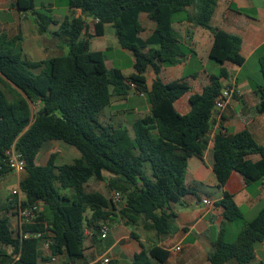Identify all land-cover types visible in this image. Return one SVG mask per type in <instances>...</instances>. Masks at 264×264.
I'll return each mask as SVG.
<instances>
[{
	"label": "trees",
	"instance_id": "1",
	"mask_svg": "<svg viewBox=\"0 0 264 264\" xmlns=\"http://www.w3.org/2000/svg\"><path fill=\"white\" fill-rule=\"evenodd\" d=\"M219 0H68L83 16L58 22L51 10L38 12L35 24L40 33L50 31L69 47L68 54L49 60H28L21 46L22 37L0 34V177L12 173L6 164L7 152L15 146L26 161L20 189L26 198L21 208L42 204L31 223L19 232L12 227L8 213L19 215L17 197L0 200V264H57L53 257L67 255L71 264L83 257L86 231L101 237L103 225L120 217L126 225L146 220L145 228L159 236L176 230L175 215L167 212L172 203L197 188L186 185L189 160L203 158L214 126L216 98L230 79L227 64L244 66L242 39L212 27ZM22 11H34L35 0H19ZM156 23L147 39L141 14ZM86 18L97 20L95 34H86ZM212 32L210 59L220 66L210 84L189 99L190 112L182 115L175 102L192 88L185 81L164 83L163 67L181 64L190 54L174 29L183 22ZM112 25L119 44L135 57V72L126 77L119 69L106 65L107 52L93 51L91 40L104 35ZM262 80H253L261 97L259 113H264V55L259 58ZM152 68L155 79L147 85L146 73ZM131 83L134 87H131ZM129 91L147 96L152 104L150 116L134 123L132 138L125 127L103 126L101 112L114 96L126 97ZM35 108V112L33 110ZM49 141H61L82 155L73 164L57 165V154L41 166L37 158ZM216 189L222 190L233 172L247 182L264 178V146L250 131L229 135L222 129L214 140ZM260 156L253 161L252 156ZM151 166V174L146 170ZM108 173L109 178L104 174ZM91 179L105 181L110 193L122 196L121 208L98 191H89ZM223 222L209 254L211 264L256 263L257 246L264 242V208L247 221L234 196L223 192L218 203ZM117 212V213H116ZM41 234L24 238L23 234ZM106 239V238H105ZM104 240V239H103ZM48 243L50 257L41 248ZM170 253L161 247L144 249L135 264H164Z\"/></svg>",
	"mask_w": 264,
	"mask_h": 264
},
{
	"label": "crops",
	"instance_id": "2",
	"mask_svg": "<svg viewBox=\"0 0 264 264\" xmlns=\"http://www.w3.org/2000/svg\"><path fill=\"white\" fill-rule=\"evenodd\" d=\"M19 0H0V34L9 37L21 36V46L25 57L32 62H40L55 57H61L69 52V47L61 38L55 37L52 32L59 30V25H52L47 33H40L35 24L36 14L45 9L51 10L56 21L62 22L66 18L82 17L81 10H73L68 6V0H35L34 11H22L18 8ZM140 21L143 24L144 32L141 35L147 40L155 31L156 23L148 18L146 13L141 14ZM87 29L85 33L94 35L96 20L86 18ZM212 27L224 30L242 39V55L246 62L239 67L227 64L225 67L230 72V79L225 80L236 86L238 95L235 96L229 105L220 113V117H214V126L210 132V144L205 151L204 157H193L189 160L186 174V185L189 188H197V195H187L178 203H172L167 212L175 215L174 225L176 230L172 234L159 236L157 231L145 228L146 220L141 218L137 224L126 225L118 216L109 223V234L106 239L99 235H93L90 230L85 237L83 246V257L76 264H100L104 259L110 260L109 264H135V256L144 249L148 250L154 246L161 247L170 253L169 259L164 264H211L209 254L213 249V242L216 239L222 222L223 209L218 203L223 198V192H228L242 211L247 221L256 218L261 209L264 208V178L257 182H247L238 172H233L222 190L216 189L219 182L214 173V138L222 129L229 135L248 130L256 142L264 146V113H259L261 97L253 85L257 80L254 73H247L244 77L240 74L247 68L250 62L259 66V58L264 55V0H219L218 7L212 19ZM174 29L181 41V44L191 50L189 55L181 64L173 67H163L160 78L168 84L174 81H185L192 88V91L175 102L176 110L182 114L190 112L189 99L193 93H201L205 86L210 84V77L216 75L207 71L211 63L210 50L213 45L214 36L209 30H205L193 23L183 22L174 25ZM113 36L115 30L112 25L105 26L104 35L94 37L91 40L93 51L113 52L117 58H125L128 67H118L115 61L111 68L119 69L128 77L132 75L135 64V57L132 52L121 47L116 37V45H108L106 37ZM95 41L97 49H93ZM108 63V57L106 65ZM220 70V66L218 67ZM260 72V67H259ZM147 85L150 88L155 74L152 68L146 73ZM152 104L147 96L129 91L126 97L114 96L111 104L100 114L99 122L103 126L114 128L125 127L131 137L135 136L134 123L150 116ZM61 141H49L46 148L41 150L37 163L45 166L52 154H57V160L65 161L73 156V163L79 160L82 155L77 154L67 144ZM67 145V146H66ZM76 149V148H75ZM253 161H259L260 156H252ZM71 163V164H73ZM151 174V171H148ZM18 175V174H17ZM7 176V175H6ZM0 177V200L6 203L10 198L3 196V181L6 178ZM21 176V175H19ZM109 178L108 173L104 174ZM23 178H19V182ZM95 185L97 187H95ZM99 188H105L99 190ZM89 191H98L108 196L110 193L105 181L91 179L87 184ZM210 200L211 205L204 204V200ZM122 203L117 204L121 208ZM117 213V212H116ZM12 227L19 232L22 228L20 216L11 210L8 213ZM41 248L43 257H50L48 249ZM46 248V247H45ZM180 248V250H178ZM256 263L264 264V242L256 249ZM57 264H71L69 257L57 258ZM227 264H237L229 262Z\"/></svg>",
	"mask_w": 264,
	"mask_h": 264
},
{
	"label": "built area",
	"instance_id": "3",
	"mask_svg": "<svg viewBox=\"0 0 264 264\" xmlns=\"http://www.w3.org/2000/svg\"><path fill=\"white\" fill-rule=\"evenodd\" d=\"M96 22H98V21L96 20ZM131 87H134V84L131 83ZM237 95H238V91L236 89V86H234L231 83H228L226 85V87L222 90L221 94L215 100V106H214V110H213V118L216 115H218V117H220V113L226 109V107L229 105L231 100ZM6 164L12 173H15L18 175H23L26 173V161L24 160L22 154L15 148V146L12 147V149L7 152ZM12 197H17L18 204L20 207L19 216H20V220L22 222V226L24 224L31 223L35 217V213L40 212L42 209L41 203L35 204L34 206L29 207V208H21L22 202L25 200L26 196L22 192V190L20 189V182H19V188L13 190V192L11 194V198ZM110 198L113 200V202L115 204L122 203V196L119 192H114ZM203 202L206 205L212 204V202L208 199L204 200ZM89 233H90V230H87L85 233L86 236L89 235ZM108 234H109V227L107 225H103L101 228L102 239L107 238ZM23 236H24V238H27L30 236L40 238L41 234H34L33 235V234L27 233V234H23ZM44 246L47 249L49 247L48 243H46ZM178 250H180V248H178ZM52 262L56 263L57 257H53ZM109 262H110V260L104 259V261L101 262L100 264H109Z\"/></svg>",
	"mask_w": 264,
	"mask_h": 264
},
{
	"label": "rangeland",
	"instance_id": "4",
	"mask_svg": "<svg viewBox=\"0 0 264 264\" xmlns=\"http://www.w3.org/2000/svg\"><path fill=\"white\" fill-rule=\"evenodd\" d=\"M106 43L108 45H116L117 41H116V37H115V34H113V36H111L110 34L108 35V37H106ZM98 41H95L94 44H93V49H97L98 46H96V43ZM108 56V63H107V66L109 68H111V65H112V62L115 61V65L118 66V67H128V63H127V60L125 58H117L113 52H109L107 54ZM219 65L217 63H215L214 61H211L210 65L207 67V71L209 72H214L215 74H218L219 73V69H218ZM256 66L253 64V62H250L247 66V68L240 74V77H244L245 74L247 73H254V77L257 79V80H262V77H261V74L259 72V66L257 64V72H256ZM224 84H226L224 82ZM33 110L34 112L36 111L35 108L33 107ZM61 144H65V143H61ZM67 146V145H66ZM69 146V145H68ZM46 148V145L43 149V151L45 150ZM70 148L72 150H74V152H76L77 154H79V151L77 149H75L74 147H71ZM73 156L69 157V158H66V160L63 162L61 160H57L56 164L57 165H64V164H71L73 163ZM146 170L147 171H151V166L149 164H146ZM25 174L19 176L15 173H9L6 178L4 179L3 181V191H2V195L3 196H9L12 194L13 190L15 189H18L19 188V178H24ZM95 187H97L95 185ZM99 190H104L105 191V188H99ZM15 229V227H13ZM44 250L46 251L47 248L44 247Z\"/></svg>",
	"mask_w": 264,
	"mask_h": 264
}]
</instances>
